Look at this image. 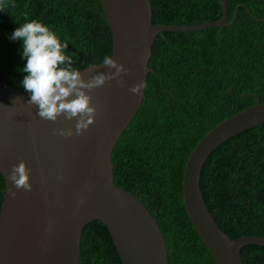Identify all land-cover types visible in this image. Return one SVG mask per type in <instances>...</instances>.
Segmentation results:
<instances>
[{"label": "trees", "instance_id": "trees-1", "mask_svg": "<svg viewBox=\"0 0 264 264\" xmlns=\"http://www.w3.org/2000/svg\"><path fill=\"white\" fill-rule=\"evenodd\" d=\"M155 22L220 18V0H149ZM0 10V81L24 89L22 40L10 39L38 20L80 69L110 55L112 34L100 0H6ZM227 24L158 32L157 72L148 103L121 131L113 154L124 188L155 217L167 264H216L191 223L181 194L185 159L208 130L264 103V0H226ZM4 183L0 180V203ZM206 203L230 239L264 236V126L252 127L220 153L206 182ZM242 264H264V246L244 244ZM78 264H121L103 222L83 228Z\"/></svg>", "mask_w": 264, "mask_h": 264}, {"label": "water", "instance_id": "water-1", "mask_svg": "<svg viewBox=\"0 0 264 264\" xmlns=\"http://www.w3.org/2000/svg\"><path fill=\"white\" fill-rule=\"evenodd\" d=\"M100 2L112 34L110 55L128 71L122 74L123 86L114 79L92 92L96 121L82 134H54L55 129L74 127L76 120L40 119L36 107L27 103L29 92L0 81V264H78L82 229L101 222L121 264H167L162 231L141 199L124 188L113 147L148 103L157 72L158 32L225 26L226 0H220L219 19L198 23H154L149 0ZM102 61L80 68L84 78L109 71ZM92 65H97L94 72L87 71ZM141 82L145 87L139 93L129 91ZM263 126L264 103H256L218 122L185 159L183 204L216 264H242V245L264 246V236L230 239L206 203V182L220 153L252 127ZM21 160L31 170V191L17 189L8 178Z\"/></svg>", "mask_w": 264, "mask_h": 264}, {"label": "clouds", "instance_id": "clouds-1", "mask_svg": "<svg viewBox=\"0 0 264 264\" xmlns=\"http://www.w3.org/2000/svg\"><path fill=\"white\" fill-rule=\"evenodd\" d=\"M5 7L6 0H0V10ZM10 39L23 41L21 52L26 64L21 70L26 75L22 86L30 93L27 103L36 107V115L52 122L61 116L65 120H76L74 127L55 129L54 134L64 137L82 134L96 121L98 106L93 103L92 92L114 79L123 86L122 74L128 69L111 55H106L101 63L109 71L95 72L85 79L83 73L72 66V56L66 54L67 42H62L41 21L23 23L13 31ZM96 66H89L87 71L94 72ZM144 87V82L137 83L129 91L136 94ZM30 171L25 161L21 160L12 166L8 178L17 189L31 191Z\"/></svg>", "mask_w": 264, "mask_h": 264}]
</instances>
